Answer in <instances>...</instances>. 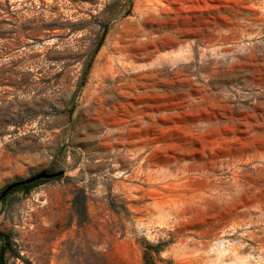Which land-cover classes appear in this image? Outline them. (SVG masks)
Segmentation results:
<instances>
[{
    "label": "rangeland",
    "instance_id": "obj_1",
    "mask_svg": "<svg viewBox=\"0 0 264 264\" xmlns=\"http://www.w3.org/2000/svg\"><path fill=\"white\" fill-rule=\"evenodd\" d=\"M0 197L4 264H264V0H0Z\"/></svg>",
    "mask_w": 264,
    "mask_h": 264
},
{
    "label": "trees",
    "instance_id": "obj_2",
    "mask_svg": "<svg viewBox=\"0 0 264 264\" xmlns=\"http://www.w3.org/2000/svg\"><path fill=\"white\" fill-rule=\"evenodd\" d=\"M0 199H1V197H0ZM0 237H3V236L0 234ZM5 253H6V248L5 247H2L1 248V252H0V261H1V264H4Z\"/></svg>",
    "mask_w": 264,
    "mask_h": 264
},
{
    "label": "bare ground",
    "instance_id": "obj_3",
    "mask_svg": "<svg viewBox=\"0 0 264 264\" xmlns=\"http://www.w3.org/2000/svg\"><path fill=\"white\" fill-rule=\"evenodd\" d=\"M150 206V205H149ZM260 258V257H259Z\"/></svg>",
    "mask_w": 264,
    "mask_h": 264
}]
</instances>
